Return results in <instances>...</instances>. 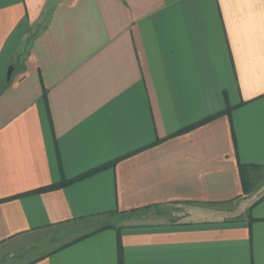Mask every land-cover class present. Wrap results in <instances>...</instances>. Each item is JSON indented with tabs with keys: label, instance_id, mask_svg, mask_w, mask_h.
I'll return each mask as SVG.
<instances>
[{
	"label": "crops",
	"instance_id": "obj_1",
	"mask_svg": "<svg viewBox=\"0 0 264 264\" xmlns=\"http://www.w3.org/2000/svg\"><path fill=\"white\" fill-rule=\"evenodd\" d=\"M118 232L264 264V0H0V264H118Z\"/></svg>",
	"mask_w": 264,
	"mask_h": 264
},
{
	"label": "trees",
	"instance_id": "obj_2",
	"mask_svg": "<svg viewBox=\"0 0 264 264\" xmlns=\"http://www.w3.org/2000/svg\"><path fill=\"white\" fill-rule=\"evenodd\" d=\"M113 165V164H112ZM239 167V172H240V174L242 175V169H243V166H238ZM95 171H97V170H93V171H91V172H88V173H86V174H84V175H82V176H79V177H77V178H74L73 180H67V181H63V182H61V183H59V184H57V185H55V186H51V187H49V188H45V189H42V190H40V191H46V190H52V189H55V188H57V187H59V186H63V185H65V184H68V183H70V182H72V181H74V180H76V179H80V178H82L83 176H85V175H88V174H91V173H93V172H95ZM244 190H245V187H244ZM117 249H118V264H123L122 263V253H121V242H120V236H119V232H118V235H117Z\"/></svg>",
	"mask_w": 264,
	"mask_h": 264
}]
</instances>
